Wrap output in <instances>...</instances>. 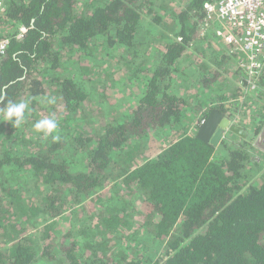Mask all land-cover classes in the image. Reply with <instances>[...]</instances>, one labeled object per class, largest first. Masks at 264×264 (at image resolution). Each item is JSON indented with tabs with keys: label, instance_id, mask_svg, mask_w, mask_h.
Segmentation results:
<instances>
[{
	"label": "trees",
	"instance_id": "trees-1",
	"mask_svg": "<svg viewBox=\"0 0 264 264\" xmlns=\"http://www.w3.org/2000/svg\"><path fill=\"white\" fill-rule=\"evenodd\" d=\"M206 1L189 0L184 10L173 12L181 39L169 40L150 66L139 54L146 53L152 26L163 17L149 0H7L12 30L0 62V94L4 103L23 100L32 111L17 129L0 120V137L9 131L0 140V264H38L59 259V252L65 256L59 264H264V161L253 159L252 138L233 134L236 141L225 138L213 147L197 136L204 111L194 133L187 125L173 139L180 123L195 118L206 103L188 115L182 97L169 92L166 82L194 38L186 21L194 11L204 16ZM147 3L151 18L143 21ZM21 26L28 30L18 38ZM107 52L111 69L91 65L92 56L108 57ZM116 73L123 85L138 90L136 101L126 104L129 110L106 106V92L98 85L114 84ZM83 75H96L87 80H93L98 99ZM216 78L202 75L210 84ZM214 107L232 118L230 107ZM52 116L59 142L33 128ZM160 130L173 133L166 145L173 141L157 158L146 157L141 152L146 139ZM110 182L114 192L104 200L100 194ZM88 198L90 211L96 210L93 201L102 206L95 228L86 225L80 235L70 231L63 242L52 231L54 223L48 224L42 249L28 233ZM136 221L140 226L134 229ZM141 230L148 246L152 243L148 259L131 258L120 246V232L135 238Z\"/></svg>",
	"mask_w": 264,
	"mask_h": 264
},
{
	"label": "rangeland",
	"instance_id": "rangeland-1",
	"mask_svg": "<svg viewBox=\"0 0 264 264\" xmlns=\"http://www.w3.org/2000/svg\"><path fill=\"white\" fill-rule=\"evenodd\" d=\"M188 0H149V3L153 4V9H155V12L158 14L162 15L163 19L160 24L152 26L153 31L151 34L152 38V43L149 46L148 49L145 51H142L139 54V57L143 58H148V65H155L157 61V56L159 55V51H165L166 50V45L169 40L178 38L176 37L177 31L179 30L180 26L176 24L175 21H173V14L170 13L171 11L175 10L180 12L184 6L186 5ZM155 4H154V3ZM149 3L142 9L143 15H144V20L147 21V19L151 18L149 16L148 10H149ZM148 17V18H147ZM7 24V23H6ZM9 26V25H8ZM7 26V27H8ZM11 26V24H10ZM147 28H150V24H147ZM12 30V28H9V32ZM199 44H201L202 39H198ZM192 43V42H191ZM202 45V44H201ZM200 47V46H199ZM198 47V48H199ZM196 48L195 45H190L189 49H187L182 56L178 59V62L176 63V72H173L172 79L170 81V87H169V92L172 94H177L178 97H182L183 100L179 101V103L182 102L183 105L182 108L185 109L189 114H194L196 111L195 109L200 106V104H203V110L201 112H198L197 115H195V118H191V116H187L186 119L182 121L181 127L177 128L175 131V134L173 133H167L165 134L163 130L160 131H153L151 134L153 135V138L151 139H146V146L141 150V152L146 153V157L149 158H157L160 153L162 152V149L166 148L171 142L166 145L167 140L169 139L170 136L173 134V139L176 138V136H182L183 130L187 125H190L189 132L194 133L195 132V124L198 121V119L203 115V112L207 111L209 112L210 109L214 108V106L218 104H225V106L230 107V113L232 116H234L235 120H241L243 123H249L250 127V132L252 135L256 132V130L259 128V124L262 125L264 121V80H262L261 86L259 90H250L249 86L243 87L241 81L235 82V80L231 77V75L228 72V69H224V67H220L221 65H214L212 63L214 56L212 54H209L208 57L206 54H204L202 51L200 52L199 49H193ZM198 50V51H196ZM135 51V50H134ZM133 51V52H134ZM208 53V52H207ZM107 55L109 57L110 53L107 52ZM103 57V55L99 56H92L91 60V65L97 64L98 66H106L107 68H112L114 62L113 60L109 57ZM93 60V61H92ZM136 63H139V58H136ZM228 67V66H227ZM120 69V68H119ZM118 72V70H117ZM218 75H217V74ZM102 74V73H101ZM205 74V77H213L216 75V82L214 81L212 84L207 83L206 81H203L202 75ZM103 75V74H102ZM117 78H115V83L110 84L108 83V86H104V84L99 83V86H102L103 92H106V100L105 104L106 106L109 105V103H114L119 104L120 106H117L116 109H119V111H125L129 110V105H126L127 103L129 104L130 102H135L137 99V96L139 93L137 92L138 90H133V88L126 87L123 85V81L119 78V74L116 73ZM144 75V74H141ZM140 75V76H141ZM92 75L86 76L83 75L86 79V86L89 89L88 91L92 95L94 94V97L96 99L99 98V94L95 93L96 90L92 89L93 80H87ZM92 77H96L92 76ZM102 77V76H101ZM143 78V76H141ZM140 82H138L137 85H139ZM204 84H210L211 87L207 88ZM236 88L238 89L236 94ZM259 88V87H258ZM234 89V92L232 93L231 90ZM226 90V92L230 91L232 95H226L225 97H221V99L217 100L216 94L219 93L220 91ZM207 92V94H206ZM223 92V93H224ZM236 94V95H235ZM112 97V98H111ZM57 103V102H56ZM55 103V104H56ZM174 104H176L174 102ZM100 107L97 106V109ZM217 108V107H216ZM262 112V114H261ZM45 112H42V116L44 117ZM258 116V117H257ZM190 117V118H189ZM256 119V122H253V119ZM30 129L27 128V131L29 132L28 136L31 137L30 134ZM182 130V132H181ZM180 132V133H179ZM4 136L0 137V140H2L4 137L9 136V131L5 130ZM165 135L167 137H165ZM27 137V136H26ZM235 139V136L230 135L229 139ZM255 138V137H254ZM254 138H252V144L254 145ZM34 146H38L39 143L37 144V141L34 139L33 140ZM165 144V145H164ZM164 145V146H163ZM255 146V145H254ZM19 150L22 148V145L19 144L16 146ZM2 146L0 145V149ZM162 148V149H161ZM3 149V148H2ZM23 150V148H22ZM144 155V154H143ZM142 155V156H143ZM144 155V156H145ZM253 159L257 160L258 162H263L264 161V154L263 152L255 149L252 151ZM145 158H140L137 162L144 161ZM264 170V167L263 169ZM113 183L110 182L105 188L104 191H102V194L104 195V200L109 199L114 192L113 189ZM28 187L33 188V179L29 178V184ZM92 198V197H91ZM88 198L83 204L80 205H75L73 207H70L67 209L61 216H58L57 218H51L48 221L42 222V220L39 223V226L37 228H32L28 230V233H33L34 237L38 240V242L41 245V249L44 247L43 242H42V236H43V229H46V226L48 224H51L52 231L57 235L58 238L61 240L63 239L64 241H67L66 235L67 233L74 232L75 235H80L79 231L86 227V225L91 226L92 228H95L99 222V211L102 208V206L97 205V202L99 201H93V203L96 206V210L90 211L89 204L87 203L88 201L91 202L93 199ZM97 200V197L95 198ZM114 205V202L112 203ZM138 205V202H137ZM100 207L98 209L97 207ZM87 208V210L85 209ZM138 208H140V203ZM88 211V213H83V210ZM75 211H79V213H76ZM93 211L96 212L95 217L91 218L90 215L93 213ZM75 213V214H74ZM79 215V216H78ZM139 215H144L143 212L141 211ZM137 219L141 221V219L137 216ZM84 221V223H82ZM137 222V221H136ZM83 224V227H82ZM136 224V223H135ZM140 224H136L134 226V229L136 227H139ZM43 228V229H42ZM139 229V228H138ZM123 230V229H122ZM119 236H121L122 239V244L120 246L121 250L126 251L130 257H135V256H142L144 259H148L151 257V254H153V250L150 248L152 243L150 242V246H148L147 241L144 239L145 235L143 234V231L141 230L139 232V235L136 236L135 238L126 234L125 231L122 233H119ZM83 237V235H82ZM43 245V247H42ZM138 248V249H137ZM137 249L139 250L138 254L136 255L134 253V250ZM59 259L62 257L65 258L64 253L59 252ZM63 258V259H64ZM59 259L55 260H50L48 261L47 259L43 258L42 263L38 264H59L60 262ZM67 264V263H63Z\"/></svg>",
	"mask_w": 264,
	"mask_h": 264
},
{
	"label": "built area",
	"instance_id": "built-area-1",
	"mask_svg": "<svg viewBox=\"0 0 264 264\" xmlns=\"http://www.w3.org/2000/svg\"><path fill=\"white\" fill-rule=\"evenodd\" d=\"M7 7V0H0V62L7 55L11 43ZM204 7L208 23L217 25L219 36L235 53L242 86H249L252 91L259 90L260 82L264 80V0H207ZM27 30L21 26L17 37L22 38ZM205 119L204 115L200 123L203 124ZM258 126L254 145L264 154V121Z\"/></svg>",
	"mask_w": 264,
	"mask_h": 264
},
{
	"label": "crops",
	"instance_id": "crops-1",
	"mask_svg": "<svg viewBox=\"0 0 264 264\" xmlns=\"http://www.w3.org/2000/svg\"><path fill=\"white\" fill-rule=\"evenodd\" d=\"M186 6L187 5H185L184 8ZM184 8L182 10H184ZM174 11L175 10L171 11L170 13L173 14ZM194 12L192 13V15L195 14L196 16L192 17L191 15V17H189V20L186 21L187 26L193 28L192 30L194 33V38L192 43H190V45H195L196 48L193 49H199V51L200 52L202 51L204 54H206L207 57L209 54H212L214 56L212 63L214 65H221L220 67L222 68L224 67L225 70L229 68L228 69L229 74L237 83V81H239L240 79L241 72L238 69V61L236 59L235 53L232 52V48L224 42L223 38L219 36L217 25L215 23H211V24L208 23V21L205 18L206 16L205 12H204V16L202 17L197 15L198 11H194ZM220 26L223 28V30H225V28L222 25ZM220 26L219 29H221ZM176 37H178L177 38L178 40L181 39L179 35H176ZM199 38L200 39L203 38V40L201 41L202 45L199 44V40H198ZM190 45L188 46L187 49H189ZM237 90L238 89L236 88V94H238ZM223 92L224 90L216 94L215 97H217V100L221 99V97H225L226 95H232L234 89L231 90L232 93L230 91L226 92V90L224 93ZM240 126L245 128L247 131H251L249 127V123H242V124L240 123ZM230 135H228L227 139H229ZM250 135L252 136L251 132ZM236 137L235 139L232 138L230 140L236 141L237 140Z\"/></svg>",
	"mask_w": 264,
	"mask_h": 264
},
{
	"label": "clouds",
	"instance_id": "clouds-1",
	"mask_svg": "<svg viewBox=\"0 0 264 264\" xmlns=\"http://www.w3.org/2000/svg\"><path fill=\"white\" fill-rule=\"evenodd\" d=\"M4 101L5 96L0 94V104H3V107H0V120L12 124L16 129L19 128L26 122L28 116L31 115L32 110L29 107V103L23 100L19 102L9 100L7 103H4ZM50 102L54 103V100ZM233 119H235L234 116ZM234 123L237 122L234 121ZM33 128L37 133H42L45 138L51 137L53 142H59L61 140L58 131L59 124L55 116L37 120ZM256 133L257 131L251 136L250 131H248V137L244 139L254 138L257 135Z\"/></svg>",
	"mask_w": 264,
	"mask_h": 264
},
{
	"label": "water",
	"instance_id": "water-1",
	"mask_svg": "<svg viewBox=\"0 0 264 264\" xmlns=\"http://www.w3.org/2000/svg\"><path fill=\"white\" fill-rule=\"evenodd\" d=\"M1 80L2 75L0 74ZM233 120H235L233 116L231 118L228 114L214 107L209 110L205 122L199 127L197 136L213 147H218L222 144L223 139L227 138L230 134L247 138L248 131L239 124L234 123Z\"/></svg>",
	"mask_w": 264,
	"mask_h": 264
},
{
	"label": "flooded vegetation",
	"instance_id": "flooded-vegetation-1",
	"mask_svg": "<svg viewBox=\"0 0 264 264\" xmlns=\"http://www.w3.org/2000/svg\"><path fill=\"white\" fill-rule=\"evenodd\" d=\"M240 123L242 124L243 122H241V120H239V122H238V120H237V124H239V125H240Z\"/></svg>",
	"mask_w": 264,
	"mask_h": 264
}]
</instances>
